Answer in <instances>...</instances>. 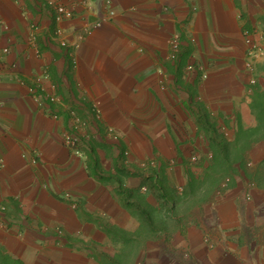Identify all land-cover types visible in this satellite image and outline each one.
I'll list each match as a JSON object with an SVG mask.
<instances>
[{
	"label": "crops",
	"instance_id": "1",
	"mask_svg": "<svg viewBox=\"0 0 264 264\" xmlns=\"http://www.w3.org/2000/svg\"><path fill=\"white\" fill-rule=\"evenodd\" d=\"M49 1L0 0V264H264V0Z\"/></svg>",
	"mask_w": 264,
	"mask_h": 264
},
{
	"label": "built area",
	"instance_id": "2",
	"mask_svg": "<svg viewBox=\"0 0 264 264\" xmlns=\"http://www.w3.org/2000/svg\"><path fill=\"white\" fill-rule=\"evenodd\" d=\"M77 3L84 5V6L89 5L88 0H80L79 2H76V4ZM104 5L106 6L107 11H108L107 15L108 16L114 15L115 12L111 8V0H104ZM46 6L53 7L55 21L66 20V19H70L73 17L74 11L71 6H67L62 3H56L52 0H50ZM94 25H100V20H96L94 22ZM2 26L6 27L4 24ZM254 33H256V30H254L252 33L247 29L243 31L244 41L247 46L246 47L247 48L246 49L247 59L245 62V66L250 69L252 68L253 60L257 58L263 52V48L261 44L253 37ZM54 38L58 40L61 46L68 47V48L70 47V49L72 50V53L79 47L80 42H81V41L79 42V40H76L70 43L67 40V38L64 37L63 30L60 27L55 28ZM179 51H180L179 35L173 34L169 40L170 59L173 61L177 60L179 57ZM8 52H9V48L7 47L0 48V60L1 58H3L4 55L8 54ZM72 58L74 59V54L72 55ZM187 70L189 72H192L194 70V66L192 64H188ZM203 77H206V74H203ZM250 82H255V80L252 78ZM51 100H53V97H51ZM94 108L96 111V115L100 117L99 104L98 103L94 104ZM72 118H73V123H72L71 129L65 132L63 136V141H64L65 146L73 154L81 155L82 154L81 147H83V149H86L89 147V143H88L89 140L87 138H83V135L81 134V128H84L86 123H83L82 120L79 117H77L73 111H72ZM106 135L108 138H111L113 142H117L118 137L113 127L111 126L106 127ZM124 154L127 155L128 152L124 151ZM196 160H197V157L195 155H192L190 158V161L196 162ZM167 163L169 167H172L175 162L174 160H169ZM150 164L153 165V162H150ZM146 165L147 164L145 161L140 162L141 167H144ZM142 190H146V187L143 186Z\"/></svg>",
	"mask_w": 264,
	"mask_h": 264
},
{
	"label": "rangeland",
	"instance_id": "3",
	"mask_svg": "<svg viewBox=\"0 0 264 264\" xmlns=\"http://www.w3.org/2000/svg\"><path fill=\"white\" fill-rule=\"evenodd\" d=\"M127 245L132 247L133 249L134 248L135 249L138 248L136 246L135 247L133 246V242H129L128 241ZM126 250H127V254L122 256L120 264H133V260L136 257V252H137L138 249H136V251H134V250L131 251L128 247H126ZM148 252H149V256L150 255H156L157 253H159L161 255L159 246H151V247H149L148 248ZM161 260H162L161 264H165V262H164L165 260H164L163 257L161 258Z\"/></svg>",
	"mask_w": 264,
	"mask_h": 264
},
{
	"label": "trees",
	"instance_id": "4",
	"mask_svg": "<svg viewBox=\"0 0 264 264\" xmlns=\"http://www.w3.org/2000/svg\"><path fill=\"white\" fill-rule=\"evenodd\" d=\"M126 247H128L131 251H132V250L136 251V249H139V248H136V249L134 248V249H133L132 247L126 245V246L123 248V250H122V251H123L122 253H123L124 255L127 254Z\"/></svg>",
	"mask_w": 264,
	"mask_h": 264
},
{
	"label": "clouds",
	"instance_id": "5",
	"mask_svg": "<svg viewBox=\"0 0 264 264\" xmlns=\"http://www.w3.org/2000/svg\"><path fill=\"white\" fill-rule=\"evenodd\" d=\"M112 8V7H111ZM113 10V9H112ZM74 11V10H73ZM114 11V10H113ZM115 14V13H114ZM73 16H74V13H73ZM67 20V19H66ZM81 155H83V151H82V154ZM168 162V161H167ZM175 164V163H174ZM167 165H168V163H167ZM169 166V165H168ZM143 187V186H142ZM142 187H140L141 188V190H142ZM144 191H146V190H144Z\"/></svg>",
	"mask_w": 264,
	"mask_h": 264
}]
</instances>
